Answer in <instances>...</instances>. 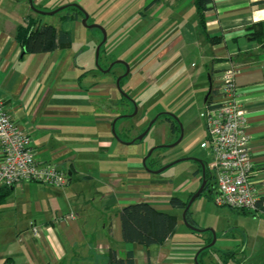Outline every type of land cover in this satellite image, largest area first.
Instances as JSON below:
<instances>
[{
    "label": "crops",
    "instance_id": "crops-1",
    "mask_svg": "<svg viewBox=\"0 0 264 264\" xmlns=\"http://www.w3.org/2000/svg\"><path fill=\"white\" fill-rule=\"evenodd\" d=\"M62 1L32 0V4L48 12ZM151 1L145 0L150 17L143 18L150 20L145 32L150 54L145 63L132 61L128 75L121 79L122 90L129 96L142 75L148 82L169 77V71L157 65L176 61L172 67L177 69L180 57L172 54L191 47L203 65H210L213 100L218 97L222 73L236 69L234 82L249 138L251 181L259 200H264V47L248 36L252 27L264 23V0H212L203 14V28L193 0H162L150 5ZM189 8H194V16L186 19ZM44 16L49 15L33 12L28 0H0V98L11 119L30 137L37 160L64 171L67 184L54 188L23 182L10 188L0 206V264L7 259L13 264H113L111 253L124 259L128 252L133 264H195L199 243L176 244L172 236L162 245L146 248L122 241L121 209L146 202L171 214L167 196L171 184L143 167L148 148L130 143L135 136L129 134L124 119L131 103L126 100L122 106L124 114L116 108L121 94L115 81L125 73V67L120 64L124 69L116 72L113 65L108 72L99 73L92 48L75 44L81 16L67 13L66 23H72L73 28L60 29L70 33L69 45L49 53L23 54L15 40L16 28L28 20L48 24L43 22ZM179 74L191 84L194 81L189 73ZM202 74H197L200 89ZM177 85L175 81L165 86L167 94L176 99L182 95V87ZM166 109L173 113L174 108ZM121 116L125 117L118 119ZM195 172L185 188L200 182ZM178 189L182 191L184 186ZM235 212L252 218L244 217L249 222L239 228L240 240L226 232L228 239L220 243L223 249L216 250L220 257L225 255L221 262L264 264V213ZM69 215L71 219H63ZM208 257L209 253L205 264Z\"/></svg>",
    "mask_w": 264,
    "mask_h": 264
},
{
    "label": "rangeland",
    "instance_id": "rangeland-1",
    "mask_svg": "<svg viewBox=\"0 0 264 264\" xmlns=\"http://www.w3.org/2000/svg\"><path fill=\"white\" fill-rule=\"evenodd\" d=\"M62 2L54 10L67 5H75L88 16L87 25H98L104 29L106 41L102 49L99 50L100 59L98 66H96L99 73H104L99 69L101 66L104 68L103 70H106L108 68H105L106 64L110 65L116 61L124 62L128 69L131 68L132 61L136 59H141L145 63L147 60L145 56L150 54L148 51L151 49L148 35H145L150 20H143L145 16L149 15V11H146L145 0H63ZM67 13L73 14L74 12L64 8L53 15L44 16L43 22H48V24L59 29L71 31L73 24L66 23ZM193 16L194 8L186 9V19H190ZM75 35L78 38L76 45H89L92 48L91 53L94 57L95 65L96 48L102 41L101 31L97 28L83 26L80 21V33L79 35L75 33ZM172 56L175 58L180 57L177 61L179 63L177 69L172 67L176 61L165 60L160 65H157L158 68H165V71H169V77L159 78V82L154 79L148 82L144 80V75H142L141 79L137 80V85L133 84L131 86L134 87L136 85L138 87L133 88L132 92H129V96L127 95L131 104L127 106L129 116L124 120L130 127L129 134L135 136V139L149 127L150 123L159 114H168L170 121L176 124L177 129L172 133L170 129L171 123L167 122L163 117L157 119L138 144L141 143L148 148L146 154L150 149L162 146L157 148L150 157L156 161V170L173 164L156 176L167 179L170 182L171 191L167 194L169 198L175 197L186 202L189 201L190 194H194L200 186L198 181L193 187L185 188L192 179L193 173L198 170V164L193 159H200L207 163L210 161L209 150L201 145L205 143L207 137L205 120L202 114L205 110L204 98L210 86L208 76L211 75V69L208 63L203 65L204 61L194 51L193 47L183 52L181 50L176 51ZM114 68L116 72L124 69L120 64H115ZM180 72L189 73V75L193 76L194 81L192 80V84L191 80L186 79L184 76H179ZM200 72L203 73L201 77V82H203L202 89H200V83L197 80V74ZM100 75L105 76L107 74ZM175 81H177L178 87H182L179 91L182 95L177 99L174 98V94H167L165 91L166 82L169 85ZM189 84L193 85V87L188 88ZM120 89L125 95V91L122 88ZM122 96L120 104L116 105L120 114L125 113V109L122 106L126 100ZM166 108H174L173 113L165 111L167 110ZM174 112L176 113L174 114ZM179 124L182 129L180 141L181 131L178 127ZM120 136H123L122 133ZM175 142H178L177 145L170 147ZM198 176H200V173ZM180 186H184V189L177 191ZM187 211L189 212V221L193 223V225H189L194 229L187 227L184 223V209L171 210V214L178 216L173 241L181 245H197L199 243L202 249L206 246L205 244L208 240L212 241L214 236L216 241L208 250L210 255L206 260L208 264H223L221 262L223 257H220L221 253L216 250L223 249L220 243L227 237L226 232H229L228 236L234 235L236 240H240L241 230L239 228L241 226L246 227V223L249 222L244 217L252 218L249 214L242 216L227 207L217 208L211 200V194L207 191L202 192L190 204ZM229 264L232 263L229 262Z\"/></svg>",
    "mask_w": 264,
    "mask_h": 264
},
{
    "label": "built area",
    "instance_id": "built-area-1",
    "mask_svg": "<svg viewBox=\"0 0 264 264\" xmlns=\"http://www.w3.org/2000/svg\"><path fill=\"white\" fill-rule=\"evenodd\" d=\"M24 22L22 26H26ZM236 69H227L221 75L218 97L205 103L202 117L206 126L207 164L214 176L211 200L217 208L254 212L259 201L251 181L252 163L246 118L237 97L234 78ZM0 188L33 182L54 188L67 184V175L57 166L37 160L30 137L11 119L0 98ZM69 215L63 219H71ZM37 235V230L32 228Z\"/></svg>",
    "mask_w": 264,
    "mask_h": 264
},
{
    "label": "trees",
    "instance_id": "trees-1",
    "mask_svg": "<svg viewBox=\"0 0 264 264\" xmlns=\"http://www.w3.org/2000/svg\"><path fill=\"white\" fill-rule=\"evenodd\" d=\"M162 0H152L150 5L159 4ZM196 8V13L198 15L199 23L203 28V14L209 10V5L212 0H193ZM260 4V3H256ZM66 9L71 10L73 16H81L83 14L80 10L73 7L72 5H67ZM252 32L248 35L252 41L258 43L261 47H264V23H259L257 26L251 28ZM15 40L22 49L23 54H39V53H49L60 47L67 46L71 43V35L69 32L64 30H58L52 25L41 24L35 20H28L27 25L18 26L15 30ZM103 46V45H102ZM102 46L100 50L102 49ZM99 61V58H98ZM121 88V82L119 83ZM213 91L211 90V94ZM126 94V93H125ZM211 94L208 97L206 103L211 98ZM128 95V94H127ZM125 100H129L122 96ZM157 119L163 117L167 122L170 121L167 114L157 115ZM123 117H118L122 119ZM156 119V120H157ZM171 122V121H170ZM171 132H175L177 126L174 122H171L170 125ZM138 140H135L134 143H138ZM155 161L150 159L146 160L145 166L147 169H156L154 168ZM205 167V179L206 185L204 191L211 194L214 190V176L211 175L210 170L208 169L207 162L202 161ZM200 173V183L202 181L201 177V166L198 165V170L195 174ZM211 186V188H210ZM12 188V187H10ZM10 188L2 187L0 188V206L6 199L9 194ZM191 194L189 196H192ZM188 201L183 202L178 198L171 197L169 199V205L173 209H185ZM256 211L264 213V200H259L256 204ZM244 211H241V213ZM245 213V212H244ZM189 212L185 213V221L188 224L193 225L189 221ZM120 220V229L122 241L128 244H138L143 247H149L152 245H162L168 239H170L176 230L177 218L175 215L170 213H165L158 211L149 203L139 202L135 204H130L123 207L119 213ZM211 240H208L206 244H209ZM209 248L203 249L197 256V264H205L204 258L207 256ZM231 254L227 255L230 257ZM225 256V255H224ZM223 256V258H225ZM232 256V255H231ZM110 262L113 264H133V256L131 252H128L124 259H117L114 253L110 255ZM3 264H13L11 259L5 260Z\"/></svg>",
    "mask_w": 264,
    "mask_h": 264
},
{
    "label": "water",
    "instance_id": "water-1",
    "mask_svg": "<svg viewBox=\"0 0 264 264\" xmlns=\"http://www.w3.org/2000/svg\"><path fill=\"white\" fill-rule=\"evenodd\" d=\"M28 2H29V4H30V8H31V10L33 11V12H35L36 14H39V15H53V14H55V13H57V12H59L60 10H63L64 8H66L65 6H63V7H60V8H58V9H56V10H54V11H51V12H46V11H42V10H39V9H37L33 4H32V0H28ZM73 7H75V8H77L78 10H80L79 9V7H77V6H75V5H72ZM81 11V10H80ZM82 12V11H81ZM82 14H83V19L81 20V23H82V25L83 26H86V27H88V28H97V29H99L100 31H101V33H102V41H101V43L97 46V48H96V54H95V65L96 66H98V58H99V50H100V48H101V46L104 44V42L106 41V33H105V31H104V29L102 28V27H100V26H98V25H87V20H88V16L85 14V13H83L82 12ZM115 64H121V65H123L124 67H125V73L122 75V76H120V77H118L117 79H116V81H115V84H116V88H117V90L119 91V93H122L121 92V89H120V86H119V83H120V81H121V79L123 78V77H125V76H127L128 75V73H129V69H128V66L124 63V62H122V61H116V62H114V63H111L110 64V66L106 69V70H102L101 68H99L102 72H108L109 70H110V68L113 66V65H115ZM210 94H211V85L209 86V90H208V92H207V94H206V96H205V98H204V104L206 103V101H207V99H208V97L210 96ZM121 95H123L125 98H127L128 99V96H127V94H121ZM133 104V103H132ZM168 115V114H167ZM169 116V115H168ZM121 117H125V116H121ZM157 117L158 116H156L155 117V119L150 123V125H149V127L140 135V136H138L136 139H134V140H132L130 143H134V141L135 140H138V141H140V140H142L143 139V137L147 134V132L149 131V129H150V126L156 121V119H157ZM179 128H180V131H181V135H180V137H179V141L181 140V138H182V129H181V126H180V124H179V126H178ZM113 133H114V130H113ZM114 135H115V138L118 140V141H120V139L118 138V136L116 135V133H114ZM177 143L178 142H175L174 144H172V145H170V147H174V146H176L177 145ZM160 147H162V146H158V147H154V148H152V149H150L149 151H148V153L146 154V156L143 158V160H142V165H143V167L148 171V172H150V173H153V174H160L161 172H163L164 170H166L168 167H170L172 164H169V165H166L165 167H161L160 169H157V170H154V171H152V170H149V169H147L146 168V166H145V162H146V160L149 158V157H151V155H152V153L157 149V148H160ZM195 162H197V164L198 165H200L201 166V177H202V181H201V184H200V186H199V188H198V190L190 197V199H189V201H188V203H187V205H186V207H185V209H184V214L186 213V211L188 210V207L190 206V204L203 192V190H204V187H205V185H206V179H205V167H204V164L202 163V160H200V159H193ZM183 221H184V223L187 225V227H189V228H191V229H194L192 226H190L189 224H187L186 222H185V219L183 218ZM215 241H216V239H215V237L213 236V239H212V241L208 244V245H206L205 247H203L202 249H200L199 251H198V253L196 254V256H195V258H194V263L195 264H197V256H198V254L203 250V249H205V248H210V247H212L213 245H214V243H215Z\"/></svg>",
    "mask_w": 264,
    "mask_h": 264
},
{
    "label": "flooded vegetation",
    "instance_id": "flooded-vegetation-1",
    "mask_svg": "<svg viewBox=\"0 0 264 264\" xmlns=\"http://www.w3.org/2000/svg\"><path fill=\"white\" fill-rule=\"evenodd\" d=\"M121 82V81H120ZM169 123H171L170 121H169Z\"/></svg>",
    "mask_w": 264,
    "mask_h": 264
}]
</instances>
